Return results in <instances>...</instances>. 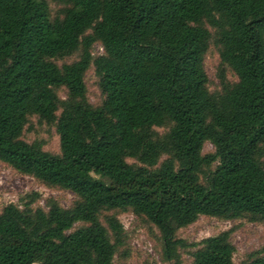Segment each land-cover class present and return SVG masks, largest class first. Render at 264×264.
I'll return each mask as SVG.
<instances>
[{"label": "trees", "instance_id": "obj_1", "mask_svg": "<svg viewBox=\"0 0 264 264\" xmlns=\"http://www.w3.org/2000/svg\"><path fill=\"white\" fill-rule=\"evenodd\" d=\"M33 117L60 153L24 138ZM0 161L76 196L5 205L0 235L17 242L0 239V264H115L124 212L158 229L171 264H235L232 229L199 243L178 231L200 216L264 223V0H0ZM241 264H264V245Z\"/></svg>", "mask_w": 264, "mask_h": 264}, {"label": "rangeland", "instance_id": "obj_2", "mask_svg": "<svg viewBox=\"0 0 264 264\" xmlns=\"http://www.w3.org/2000/svg\"><path fill=\"white\" fill-rule=\"evenodd\" d=\"M51 7L53 12L58 9L55 3H51ZM100 52H102V48L96 45L93 53L96 55ZM77 58L78 54H74L60 60V63L71 62ZM204 65L209 78L210 89L212 91L219 90L218 73L221 59L219 49L215 44H211ZM227 76L231 81L236 80L235 75L230 70L227 71ZM86 81L90 100L94 104H99L102 93L93 68L88 71ZM61 94L64 96V91ZM24 138L28 141H43L46 150L52 153H60V140L56 128L40 122L36 117H33L30 125L27 126ZM212 151H214L213 145L206 143L204 153ZM34 192H37L40 198L33 204V207L46 208L45 201L49 197L56 198L64 207H70L76 199L72 191L50 187L30 175L20 174L8 164L0 161V211L8 203L24 206V201L29 198L25 200L22 198ZM118 217L125 227L127 238L125 245L115 256V264H171V262L163 259L162 240L154 225L132 212L119 213ZM81 225L82 223H77L75 227L78 228ZM231 229L233 230L232 241L236 246L235 264H241L250 252L258 250L264 245V223L252 222L244 218L223 220L216 217L200 216L193 224L181 228L178 231V236L189 243H199L206 237ZM0 239L4 245L17 242L3 234L0 235ZM182 257L185 263L192 261V257L187 251H183Z\"/></svg>", "mask_w": 264, "mask_h": 264}]
</instances>
